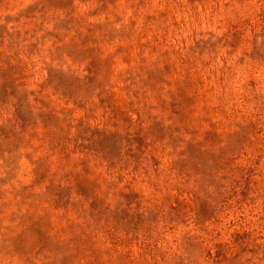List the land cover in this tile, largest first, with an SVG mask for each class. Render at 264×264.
Returning a JSON list of instances; mask_svg holds the SVG:
<instances>
[{
  "label": "rangeland",
  "instance_id": "obj_1",
  "mask_svg": "<svg viewBox=\"0 0 264 264\" xmlns=\"http://www.w3.org/2000/svg\"><path fill=\"white\" fill-rule=\"evenodd\" d=\"M0 264H264V0H0Z\"/></svg>",
  "mask_w": 264,
  "mask_h": 264
}]
</instances>
